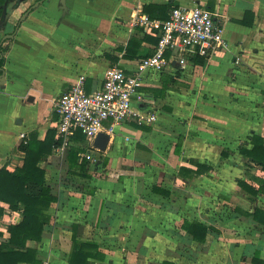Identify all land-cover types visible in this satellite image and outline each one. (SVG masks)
<instances>
[{
  "label": "crops",
  "instance_id": "obj_1",
  "mask_svg": "<svg viewBox=\"0 0 264 264\" xmlns=\"http://www.w3.org/2000/svg\"><path fill=\"white\" fill-rule=\"evenodd\" d=\"M34 1L0 0V40L8 36L0 47V170L23 165L21 132L39 141L54 135L60 143L50 107L79 75L92 91L109 66L135 68L138 59L125 57L129 39L155 37L132 23L145 5L166 4L167 12L174 5L209 7L229 49L204 64L173 61L154 75L139 103L157 112L156 123L119 125L100 163L88 165V177L79 165L70 167L69 149L53 148L42 167L58 200L46 212L42 239L26 241L40 261L18 264H69L74 236L99 244L104 257L91 264H253L257 253L264 261V221L254 215L264 211V192L245 188L258 189L264 169L241 151L252 148L254 134L264 137V0ZM157 42L144 41L138 54H151ZM83 153L79 164L87 160ZM0 206L1 244L10 225L23 221L24 204ZM185 219L216 228L196 260L176 251L190 239Z\"/></svg>",
  "mask_w": 264,
  "mask_h": 264
},
{
  "label": "built area",
  "instance_id": "obj_2",
  "mask_svg": "<svg viewBox=\"0 0 264 264\" xmlns=\"http://www.w3.org/2000/svg\"><path fill=\"white\" fill-rule=\"evenodd\" d=\"M132 23L157 37L154 52L138 59L131 71L119 64L109 66L103 82L92 91L87 89V76L81 74L53 100L50 111L57 115L55 128L60 140L54 147L57 152L79 145L84 148L83 156L91 164H98L102 150L94 145V140L100 132L112 136L122 123L140 126L156 123L157 112L139 103L144 96L141 87L154 75L162 73L173 61L183 65L194 56L209 57L218 50L229 49L224 26L202 4L174 5L166 19L151 18L139 10L133 14ZM78 133L85 137V146L75 138ZM19 137L27 143L29 134L24 131Z\"/></svg>",
  "mask_w": 264,
  "mask_h": 264
},
{
  "label": "trees",
  "instance_id": "obj_3",
  "mask_svg": "<svg viewBox=\"0 0 264 264\" xmlns=\"http://www.w3.org/2000/svg\"><path fill=\"white\" fill-rule=\"evenodd\" d=\"M168 9V7H167ZM171 10V9H170ZM143 11L148 13L152 18L166 19L169 17L170 11H166V4L150 3L145 5ZM0 10V19L2 18ZM157 42L158 39L149 35L139 37L132 36L125 48V57L130 59H139L151 55L138 54L144 41ZM169 54V53H168ZM208 57L194 56L193 59L199 64H204ZM5 64V57L0 58V67ZM156 95L164 94L163 88H148ZM167 89V87H166ZM161 91V92H160ZM54 135L48 136L44 141L37 140L36 137L29 135L27 143L21 142V147L25 151V160L22 166L17 167L15 171L10 172L6 169L0 170V200L9 204V208L17 210L19 203L24 204V219L22 222L10 225L9 230L11 236L2 241L0 244V264H18L22 261L38 263L37 251L35 249L26 248L27 239L41 240L44 232V226L49 220L47 210L51 204L58 200V196L54 194L51 187L46 183V170L42 167V162L52 153L58 141L54 139ZM78 141H84L83 135H76ZM252 148H241L242 153L262 166L264 169V137L254 134L252 137ZM84 151L81 146H70L68 150V161L70 167H80L81 175L88 177L87 169L90 162L83 160L79 164V153ZM199 167H202L199 164ZM200 170V169H199ZM198 170V172H199ZM242 184H244L242 182ZM247 190L258 194L264 192V179L258 189L245 185ZM158 190L159 188H155ZM159 191L169 194L165 189ZM5 213V208L0 206V217ZM255 217L264 221V211L256 209ZM263 216V217H262ZM182 229L190 236V239L183 238L178 244L176 251L179 256H185L191 260L198 258V252L202 250V245L206 242L207 236L216 228L199 220L185 219L181 224ZM1 235V234H0ZM193 242L196 245H193ZM22 248H25L23 250ZM104 255L99 249V244L94 241L81 240L74 236L72 251L70 253L69 264H91L90 259H101ZM253 264H264L259 253L252 258ZM164 264H174V262L166 260Z\"/></svg>",
  "mask_w": 264,
  "mask_h": 264
},
{
  "label": "water",
  "instance_id": "obj_4",
  "mask_svg": "<svg viewBox=\"0 0 264 264\" xmlns=\"http://www.w3.org/2000/svg\"><path fill=\"white\" fill-rule=\"evenodd\" d=\"M64 1V0H63ZM31 10V8L29 9V11ZM6 12H7V10H6V8L4 9V12H3V15L5 16L6 15ZM27 13V12H26ZM26 13H24V16L26 15ZM24 16H23V18H24ZM22 18V19H23ZM22 19L20 20V22H19V24L22 22ZM1 22H3V20H1L0 21V23ZM18 27V26H17ZM10 36H13V34H11ZM8 36H6V37H4V38H2L1 40H0V47H1V45H2V43H3V41L7 38ZM5 72H4V70H3V72L0 74V77H2L3 76V74H4ZM109 140H110V135L109 134H107L106 132H100L98 135H97V137L95 138V140H94V145L96 146V147H98L100 150H106V147H107V145H108V142H109ZM100 163V162H99Z\"/></svg>",
  "mask_w": 264,
  "mask_h": 264
},
{
  "label": "flooded vegetation",
  "instance_id": "obj_5",
  "mask_svg": "<svg viewBox=\"0 0 264 264\" xmlns=\"http://www.w3.org/2000/svg\"><path fill=\"white\" fill-rule=\"evenodd\" d=\"M40 1H42V0H35L34 3H37V2H40ZM27 9H28V8H27ZM4 54H5V50L0 49V58H1V57H4Z\"/></svg>",
  "mask_w": 264,
  "mask_h": 264
},
{
  "label": "rangeland",
  "instance_id": "obj_6",
  "mask_svg": "<svg viewBox=\"0 0 264 264\" xmlns=\"http://www.w3.org/2000/svg\"><path fill=\"white\" fill-rule=\"evenodd\" d=\"M128 23H129V21H127ZM140 59V58H139ZM126 148H128V145H126ZM83 152V151H82ZM207 248V247H206ZM159 257V256H158ZM158 257H156V259L158 258ZM160 260V259H159Z\"/></svg>",
  "mask_w": 264,
  "mask_h": 264
}]
</instances>
